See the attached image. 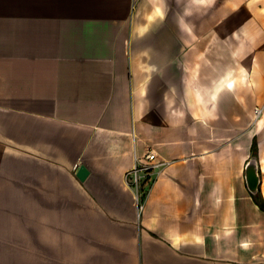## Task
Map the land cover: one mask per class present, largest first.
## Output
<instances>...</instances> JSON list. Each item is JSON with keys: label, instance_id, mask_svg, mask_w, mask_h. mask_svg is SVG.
<instances>
[{"label": "crops", "instance_id": "1", "mask_svg": "<svg viewBox=\"0 0 264 264\" xmlns=\"http://www.w3.org/2000/svg\"><path fill=\"white\" fill-rule=\"evenodd\" d=\"M263 113L264 0H0V264H264Z\"/></svg>", "mask_w": 264, "mask_h": 264}, {"label": "built area", "instance_id": "2", "mask_svg": "<svg viewBox=\"0 0 264 264\" xmlns=\"http://www.w3.org/2000/svg\"><path fill=\"white\" fill-rule=\"evenodd\" d=\"M262 108V106L254 108L255 117L261 114ZM166 163L158 158V154L153 149H149L142 157L137 158L126 172L125 182L132 188L134 199L139 207Z\"/></svg>", "mask_w": 264, "mask_h": 264}, {"label": "rangeland", "instance_id": "3", "mask_svg": "<svg viewBox=\"0 0 264 264\" xmlns=\"http://www.w3.org/2000/svg\"><path fill=\"white\" fill-rule=\"evenodd\" d=\"M259 118L260 119L258 120L256 119L257 121L255 125L257 148L255 151H251V155L248 161H254L257 164L258 173L259 174L261 173L264 178V113ZM258 187L260 188V190H262L260 184ZM262 188L264 190V180H263Z\"/></svg>", "mask_w": 264, "mask_h": 264}, {"label": "water", "instance_id": "4", "mask_svg": "<svg viewBox=\"0 0 264 264\" xmlns=\"http://www.w3.org/2000/svg\"><path fill=\"white\" fill-rule=\"evenodd\" d=\"M87 174V169L84 165H79L76 171V175L83 179ZM245 179L247 188L251 193H256L258 191L259 185V174H258V167L254 161H248L245 166Z\"/></svg>", "mask_w": 264, "mask_h": 264}, {"label": "trees", "instance_id": "5", "mask_svg": "<svg viewBox=\"0 0 264 264\" xmlns=\"http://www.w3.org/2000/svg\"><path fill=\"white\" fill-rule=\"evenodd\" d=\"M257 148L256 140H253L251 151H255ZM252 199L254 203L261 209L264 210V197L260 190H258L255 194H252Z\"/></svg>", "mask_w": 264, "mask_h": 264}]
</instances>
